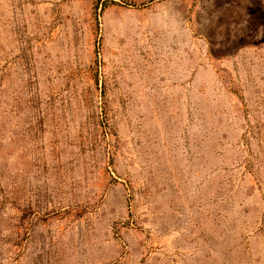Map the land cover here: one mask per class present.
Instances as JSON below:
<instances>
[{"label": "rangeland", "instance_id": "1", "mask_svg": "<svg viewBox=\"0 0 264 264\" xmlns=\"http://www.w3.org/2000/svg\"><path fill=\"white\" fill-rule=\"evenodd\" d=\"M0 264H264V0H0Z\"/></svg>", "mask_w": 264, "mask_h": 264}]
</instances>
